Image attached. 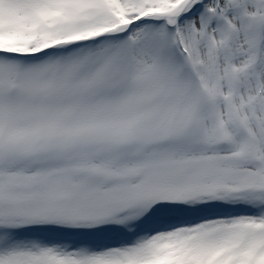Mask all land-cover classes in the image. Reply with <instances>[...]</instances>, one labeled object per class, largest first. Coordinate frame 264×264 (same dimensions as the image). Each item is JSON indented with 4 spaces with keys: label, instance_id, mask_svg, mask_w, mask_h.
<instances>
[{
    "label": "snow or ice",
    "instance_id": "1",
    "mask_svg": "<svg viewBox=\"0 0 264 264\" xmlns=\"http://www.w3.org/2000/svg\"><path fill=\"white\" fill-rule=\"evenodd\" d=\"M0 264H264V0H0Z\"/></svg>",
    "mask_w": 264,
    "mask_h": 264
}]
</instances>
